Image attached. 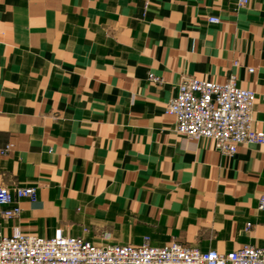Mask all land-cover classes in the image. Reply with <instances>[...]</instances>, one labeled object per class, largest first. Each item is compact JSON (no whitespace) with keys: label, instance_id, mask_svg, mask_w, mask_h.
Segmentation results:
<instances>
[{"label":"crops","instance_id":"1","mask_svg":"<svg viewBox=\"0 0 264 264\" xmlns=\"http://www.w3.org/2000/svg\"><path fill=\"white\" fill-rule=\"evenodd\" d=\"M237 1L0 0V186L36 188L0 234L264 245V144L225 155L165 113L183 77L235 74L264 133V0Z\"/></svg>","mask_w":264,"mask_h":264},{"label":"built area","instance_id":"2","mask_svg":"<svg viewBox=\"0 0 264 264\" xmlns=\"http://www.w3.org/2000/svg\"><path fill=\"white\" fill-rule=\"evenodd\" d=\"M246 3L237 1L239 7ZM207 19L219 22L216 16ZM247 71L251 73L253 68ZM148 78L160 82L152 73ZM255 98L253 90L238 86L235 74L222 83L186 76L178 83L165 113L174 117V130L180 136L212 140L222 154L232 156L239 144H264V133L255 128L252 116ZM35 194V186H0L1 216L16 218L21 211L20 199L34 200ZM257 208L264 210V193L258 198ZM250 226L247 222L246 227ZM0 264H264V245H245L226 253L202 251L176 241L153 246L148 237L138 246L100 245L78 236H65L60 229L52 237H43L14 228L10 235L0 234Z\"/></svg>","mask_w":264,"mask_h":264}]
</instances>
